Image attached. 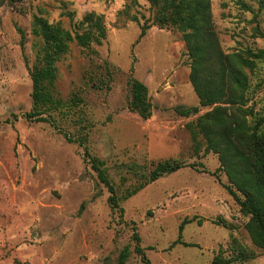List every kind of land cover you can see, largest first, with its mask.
Segmentation results:
<instances>
[{
	"label": "rangeland",
	"instance_id": "rangeland-1",
	"mask_svg": "<svg viewBox=\"0 0 264 264\" xmlns=\"http://www.w3.org/2000/svg\"><path fill=\"white\" fill-rule=\"evenodd\" d=\"M128 4L140 23L119 14ZM149 6L147 0L0 2V264H122L126 246L124 264H211L232 238L255 252L236 264H264V250L245 227L249 216L224 186L218 154L197 152L188 128L212 107L200 104L190 81L182 34L153 25L140 37ZM212 10L226 52L264 48V0H212ZM90 11L104 15L106 38L89 47L71 44L50 84L55 102L48 120H30V67L44 43L32 32L33 15L73 30ZM131 77L148 87L154 105L148 119L129 108ZM250 79L254 121L264 115V58ZM177 107L198 112L183 116ZM86 151L105 161L123 216L112 210ZM167 158L202 162L210 172L185 166L124 199ZM218 217L229 226L213 222ZM185 218L194 220L174 243ZM135 230L144 255L135 251Z\"/></svg>",
	"mask_w": 264,
	"mask_h": 264
},
{
	"label": "trees",
	"instance_id": "trees-1",
	"mask_svg": "<svg viewBox=\"0 0 264 264\" xmlns=\"http://www.w3.org/2000/svg\"><path fill=\"white\" fill-rule=\"evenodd\" d=\"M18 1V0H0ZM151 16L141 24L140 37L153 25L159 28L178 30L186 43L191 63L190 81L202 106L212 108L188 123L197 152H214L220 160L219 170L226 173L228 183L224 186L235 196L242 212L249 216L245 227L253 244L264 250V115L255 116L248 95L250 72L256 68L257 60L264 58V48H246L226 52L220 42L212 10V0H147ZM137 3V0H133ZM130 4L119 11L129 19L140 23L137 14L130 13ZM32 32L44 43L38 60L30 67L32 78V109L27 117L46 121L45 114L54 105L50 84L57 75V62L68 53L71 44L77 42L89 47L93 42L102 43L107 36L104 15L94 11L85 13L76 29H68L61 23H51L42 15L34 14ZM250 71V72H249ZM131 99L129 108L143 119L153 114V102L147 85L131 77ZM180 115L190 116L198 107H177ZM6 122H10L9 119ZM87 152V151H86ZM90 157L92 168L110 192L109 204L112 210L119 208L121 216L125 209L120 206L114 184L111 182L105 161L97 156ZM185 166L210 172L202 162L187 163L179 158L160 160L150 170L144 182L128 188L124 199L138 193L146 185L160 177ZM211 174H216V171ZM194 218H185L180 224V237L184 227ZM203 219H199L201 223ZM213 222L229 226L222 217ZM135 251L144 255L137 230L133 234ZM227 252V254H225ZM131 251L128 246L121 251L118 261L124 264ZM255 257V252L238 238H232L226 249L214 256L211 264H236ZM146 258V257H145ZM144 260L148 262V259ZM15 264H25L17 260Z\"/></svg>",
	"mask_w": 264,
	"mask_h": 264
}]
</instances>
